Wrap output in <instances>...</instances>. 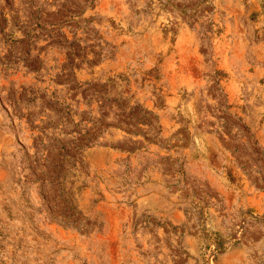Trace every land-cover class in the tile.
<instances>
[{"label": "rangeland", "instance_id": "1", "mask_svg": "<svg viewBox=\"0 0 264 264\" xmlns=\"http://www.w3.org/2000/svg\"><path fill=\"white\" fill-rule=\"evenodd\" d=\"M0 264H264V0H0Z\"/></svg>", "mask_w": 264, "mask_h": 264}]
</instances>
